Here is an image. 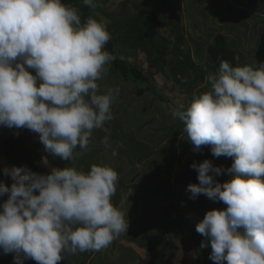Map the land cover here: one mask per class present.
I'll return each mask as SVG.
<instances>
[{
  "label": "rangeland",
  "instance_id": "374dc122",
  "mask_svg": "<svg viewBox=\"0 0 264 264\" xmlns=\"http://www.w3.org/2000/svg\"><path fill=\"white\" fill-rule=\"evenodd\" d=\"M135 1L156 11L158 29L169 36L171 48L179 44L177 35L183 37L179 52L189 53L194 64L207 72L202 81L190 70L177 76L179 84L157 74L150 92L144 85L121 81L101 60L98 48L102 40L117 36V46L122 49L125 26L135 16ZM25 3L27 0L13 3L14 10L7 11L11 21L18 20V28H28L29 36L40 34L49 56L45 52L32 56L36 62H28L33 65V77L30 73L24 76L29 82L22 80L20 87V82L0 78V134L20 138L30 148L33 160L57 174L62 184L55 194L45 197L26 174L8 169L21 188L17 205H25L27 214L33 212L44 224L42 230L36 226L29 240L22 241L30 246L24 252L22 248L15 250L8 232L0 229V264H98L97 258L101 259L99 264H264V202L255 199L246 172L235 164L230 172L226 168L218 152L222 147L228 149V143L218 116L210 119L220 131L215 139H205L194 119L184 131L176 128L188 110L189 94L203 92L200 98L207 97L209 108H216L213 94L219 95L223 81L209 70L207 46L217 34L223 35L234 51L238 68L234 81L255 65L254 51L264 27V0H84L74 15L67 13L69 25H53L45 18L22 24L19 10L27 6ZM238 5L245 10L238 12ZM39 6L38 0L28 4L37 13ZM53 10L50 16L58 18ZM3 12L0 1V14ZM2 20L0 16V22H7ZM38 22L42 32L37 30ZM8 42L0 38V49ZM177 54L171 51L172 64ZM126 59L141 72L147 70L146 53L139 51L136 57ZM3 73L0 69V75ZM15 73L9 79L21 80L20 72ZM39 77L43 82H38ZM1 82L7 87L3 89ZM8 86L14 89V96L8 93ZM142 89L145 92L139 94ZM19 96L26 104L17 101ZM26 98L39 109L34 112L28 107ZM79 100L83 104H78ZM9 104L18 110L8 109ZM54 104L60 106V118L66 117L68 122L73 120L69 117L72 107H79L80 112L73 113L81 116L72 126V137L78 135L77 141L66 144V133L61 129L66 124H59ZM108 127L131 131L121 135L128 137L125 145ZM208 144L220 162L214 173L224 179L220 187L223 194L216 189L175 185L176 174L183 171L186 162H194L199 148ZM134 156L138 161L132 159ZM79 159L85 160L79 164ZM262 163L257 167L264 184ZM46 223L51 229H46ZM84 249L86 255L81 257ZM95 249L97 254L90 258ZM48 250H64L66 259L57 256L47 262Z\"/></svg>",
  "mask_w": 264,
  "mask_h": 264
},
{
  "label": "trees",
  "instance_id": "16d2710c",
  "mask_svg": "<svg viewBox=\"0 0 264 264\" xmlns=\"http://www.w3.org/2000/svg\"><path fill=\"white\" fill-rule=\"evenodd\" d=\"M80 1L84 0L44 1L40 4L39 11L35 16L24 17L21 21L24 23L34 19L44 20L45 18L51 24L69 25L70 21H66L67 13L74 15L76 10L80 8ZM2 2L4 8H7V1L2 0ZM53 4L55 5L50 8ZM133 5L135 16L125 26L126 34L124 41L120 43L124 44L122 49L120 46H117V42H119L117 36L112 40H102L101 47L98 48L101 60L119 74L121 81H130L144 85L145 90L150 92L153 90L151 81L152 79L154 80L157 74L161 76L164 74L165 77L171 78L173 82L179 84L177 76L181 72L190 70L194 72L195 77L199 81H202L207 72L200 65L194 64L189 53L184 51L179 52V45L184 42L183 37L177 35L176 42L179 41V44L176 43V48H171L172 42L169 40V36H164L158 29L160 18L156 11L142 4L140 1L133 2ZM53 8L56 9L58 18L50 16L52 11H54ZM48 17L50 18L47 19ZM261 21L264 23V19ZM31 48L32 50L37 48V43L31 44ZM139 51L146 53L147 70L144 73L139 70V67L135 63L126 59L127 56L132 55L136 57ZM171 51L178 53L177 59L173 64L169 60ZM3 55L0 50L1 63ZM207 57L209 70L218 75L223 81V89L219 95L213 94L216 108H209V99L207 97L200 98L203 92L196 91L195 93H191L188 96V110L184 111L183 115L180 116L179 124L176 128L179 132L184 131L188 128L191 119H194L202 127L201 132L205 139H215L220 135V131H218V127L214 126L210 119L212 115H217L220 128L224 131L226 130L224 136L229 150L222 147L218 152L222 159L225 160L226 168L230 172L233 170L231 165H238L242 171L250 176L255 199L264 201V184L261 183V172L257 167V165H263L262 162L264 161V27L254 51L256 64L243 72L241 77L236 81H234V76L238 68L235 54L223 35L217 34L213 39V43L207 46ZM10 65L11 62L7 63L8 67ZM206 66L208 65L206 64ZM167 67H169L168 71L166 70ZM18 72H20V79H23L24 76H29V70L25 63H21ZM89 84L91 87V82ZM145 90L142 89L138 93L142 94ZM77 103L81 104L82 102L79 100ZM8 109L14 110L17 108L9 104ZM77 110L79 111V109ZM80 110L83 111L81 106ZM60 120L64 122L63 117ZM88 120L91 122L92 117L90 116ZM62 125L65 124L62 123ZM108 130L120 142H124V145L128 137L122 136L121 138L122 133L131 132L127 128V131H125L120 127H108ZM0 147L6 162L11 167L26 174L39 194L45 197L55 194L62 184L61 179L57 174L49 171L48 168L38 165L33 160L30 148L20 138L13 135H5L2 138ZM212 150L214 149L209 144L202 149L199 148L194 162H186L183 171L176 174L174 184L188 189L201 187L204 189H216L217 192H222L223 190L220 187L225 182L223 178H218L214 173L220 162L212 154ZM135 158L137 156L132 157V159ZM164 159L167 161L168 158ZM84 160L79 159L78 163L82 164ZM135 160L138 161V158ZM155 166L157 165L155 164ZM62 191L68 192L65 189ZM249 241H252L254 245L256 244L254 240ZM97 259L99 264V260L101 259Z\"/></svg>",
  "mask_w": 264,
  "mask_h": 264
},
{
  "label": "crops",
  "instance_id": "0c3cea01",
  "mask_svg": "<svg viewBox=\"0 0 264 264\" xmlns=\"http://www.w3.org/2000/svg\"><path fill=\"white\" fill-rule=\"evenodd\" d=\"M0 1L2 2V0H0ZM5 1H7V6H6L7 8H5V12L0 14V16L3 17V20H7V22H0V38H4V40H7V41L9 40V42H8V45L3 44L2 49H0L2 51V55L4 54L2 57L3 59H1L2 63L0 62V69L4 70V73L0 75V78L2 80H4V79L8 80L11 83L18 84V82H20L18 84V86L20 87L23 79L12 81L9 79L10 75L16 74L15 72L19 70V66L21 65V63H25V65L28 68L29 73L31 75L30 78H32L33 77V72H32L33 65L30 64V62H36V59H33L32 56L34 54L38 55L40 53H41L40 54V56H41L43 54L42 52H45V54L48 56H49V54H48L47 50L44 49V47L42 46L40 34L29 36L28 28H18V26H16V23L18 20L15 22H14V20L11 21L12 20L11 19V13H9L7 11L12 12L14 10L15 6H13V3L17 0H5ZM30 1L31 0H27V3H25L27 6L24 9L22 8L21 10H19V12L21 14V16H20L21 19L24 17L35 16L37 14V12H34L33 9H29L28 4L30 3ZM44 1H47V0H41V1L38 0V5H40ZM248 7H250V6H248ZM26 22L31 24L32 20L26 21ZM4 23H7V24H4ZM38 23H36L37 24V30L42 32L44 30V29H42V24H40V23L38 24ZM22 24H24V23H22ZM52 27H53V25L50 28H52ZM34 42L37 43V48L32 50V48L30 49V45L33 44ZM26 45H28V46H26ZM69 45H70L69 48H74L71 46V44H69ZM26 52H27V54H25ZM21 55L24 58H21ZM39 59H41V57ZM39 59L37 58V61ZM48 59L49 58L43 59L41 61L44 62L45 60L47 61ZM28 61H30V62H28ZM9 62H11V65L8 67L7 63H9ZM69 67H72L71 61H70ZM30 78H28V79H30ZM26 81H24V82H26ZM27 82H29V81H27ZM38 82H43V78L39 77ZM5 86L7 87V85L4 82H1V87H3V89ZM38 86L39 85L36 84L35 87H38ZM64 88H65V86H64ZM61 89L63 90V87ZM8 90H9L8 93H10V91H11L12 93H10V94H12L14 96V89L11 88L10 86H8ZM44 93L45 92L43 91V94ZM91 94L92 93L90 91L89 95L91 96ZM46 95H47V92H46ZM19 97L20 98L17 99V101L21 102L22 97L21 96H19ZM42 100H44V98H42ZM27 101H28V103H27L28 107H30V106L33 107V111L35 112V109H37L38 106H36V104L34 106H32L30 104L29 99H27ZM40 101H41V99H39V102ZM25 102H21V103L26 104ZM21 103H19V104H21ZM13 107L15 108L16 106H13ZM55 107L58 108L56 113H55V116H57L58 119H61L59 116L60 115V110H59L60 106H57L56 104H54L52 107V110H54ZM72 109H73V111H71L72 113H69L70 114L69 117L72 116V118H73L72 122H68V119H66V117H63L65 123L62 122L63 124H66V128H61V129H63V131L66 130L65 131V133H66V144L69 141H73V142L77 141V136H78L77 135L76 137H72L73 133H74L72 126H73V123L76 122L75 118H79V116H81V115H74V113H73V112L78 111L77 109H79V107H72ZM16 110H18V108ZM27 112L28 111H25V113H27ZM80 114H83V113H80ZM18 115H20V114H18ZM60 122H61V120L59 121V124H60ZM34 125H35V123H34ZM58 125H55L56 126L55 128H57ZM81 130H83V129H81ZM6 134L9 135L8 133H6ZM3 137H4V135L0 134V146L2 143ZM35 150H37V149L35 148ZM10 167L11 166L6 162L2 153H0V229L8 232V234H7L9 236L8 238L13 240L15 243V246L13 247L15 250H16V248L17 249L22 248V252H24V251H28V248L30 246L29 245L25 246L22 243V241L27 240V239L29 240V237H30L29 233L36 226L38 227V225H39V229L42 230L43 229L42 225L44 223H41V221L34 216L33 212H31L32 215L27 214V212H26L27 209H26L25 205H22L21 203H20V205H17L16 201H18V197L21 194V188L19 185V181L17 180V182H16V177L14 178V174H12L8 170V169H10ZM14 169H16V168H14ZM18 189H19V193H17ZM20 212L22 213V215H20ZM10 217H11V219H10ZM34 218H36L38 222ZM45 227H46V229H47V227L49 229H51L47 225V223H46ZM72 237H74V235ZM16 240H19L18 244L16 243L17 242ZM60 242H61V247H63L65 245V241L63 239H61ZM33 244L35 245V242H33ZM37 245L38 244H36V246ZM73 246H74V244L71 245V248L75 249V246L74 247ZM35 251H37V250L35 249ZM82 252H85V249ZM97 252H98V249L97 250L95 249L93 251L92 255L90 256V258L92 256H94V254L96 255ZM52 253H54V254H52ZM52 253H49V250H48L47 256H45L47 259L46 260L47 262L53 258H56L57 256H60L62 259H66V252L64 250H62L61 253H59V250L52 252ZM85 255H86V252L82 253L81 257H85ZM38 256L43 257V255H39V254H38ZM28 259H30V258H28ZM26 264H27V261H26Z\"/></svg>",
  "mask_w": 264,
  "mask_h": 264
},
{
  "label": "clouds",
  "instance_id": "9594fccd",
  "mask_svg": "<svg viewBox=\"0 0 264 264\" xmlns=\"http://www.w3.org/2000/svg\"><path fill=\"white\" fill-rule=\"evenodd\" d=\"M238 7H239L238 10H237L238 12L241 11V10H245V8H243L242 6H239V5H238ZM229 9L232 11L233 6L229 5ZM240 9H241V10H240ZM238 12H237V13H238ZM71 15H72V14H71ZM258 18H261V16H258ZM69 21H70V20H69ZM53 25H58V24L53 23ZM84 51H85V50H84ZM255 64H256V61H255ZM242 74H243V73H242ZM242 74H241V75H242ZM240 77H241V76H240ZM240 77H239V78H240ZM239 78H238V79H239ZM172 82H173V81H172ZM174 83H175V82H174ZM85 108H86V107H85ZM81 112L83 113V111H81ZM263 202H264V201H263ZM261 205L264 207V204H261Z\"/></svg>",
  "mask_w": 264,
  "mask_h": 264
},
{
  "label": "bare ground",
  "instance_id": "6f19581e",
  "mask_svg": "<svg viewBox=\"0 0 264 264\" xmlns=\"http://www.w3.org/2000/svg\"><path fill=\"white\" fill-rule=\"evenodd\" d=\"M67 25V24H66Z\"/></svg>",
  "mask_w": 264,
  "mask_h": 264
}]
</instances>
